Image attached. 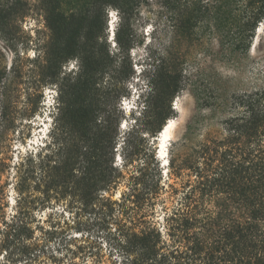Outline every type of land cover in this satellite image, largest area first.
Listing matches in <instances>:
<instances>
[{
	"label": "trees",
	"instance_id": "1",
	"mask_svg": "<svg viewBox=\"0 0 264 264\" xmlns=\"http://www.w3.org/2000/svg\"><path fill=\"white\" fill-rule=\"evenodd\" d=\"M37 1L49 40L37 58L35 82L56 81L70 60L77 61L80 72L61 78L52 142L30 155V224L37 212L63 203L75 218L113 225V247L130 264H264V80L214 102L207 117L194 116L182 151L171 155L163 175L153 143L146 151L132 141V132L121 133L118 105L132 74L129 53L135 42L128 27L153 0ZM13 4L0 0V28L12 17ZM155 4L163 9L172 40L199 25L233 43L248 40L264 18V0ZM107 9L119 16L115 51L104 36ZM245 28L251 34H244ZM149 65L150 114L159 122L167 110L161 101L178 92L179 79L175 65L163 56L152 55ZM18 99L0 90L1 123L35 112L33 107L20 111ZM165 119L159 128L136 119L133 132L153 136ZM3 167L0 159V234L4 242L32 239L28 217H6ZM43 234L49 241L57 232L49 226ZM71 239L66 236L61 245L68 264H78L87 253L80 246L69 248Z\"/></svg>",
	"mask_w": 264,
	"mask_h": 264
},
{
	"label": "rangeland",
	"instance_id": "2",
	"mask_svg": "<svg viewBox=\"0 0 264 264\" xmlns=\"http://www.w3.org/2000/svg\"><path fill=\"white\" fill-rule=\"evenodd\" d=\"M4 1L13 2L14 8L7 25L0 28V90L11 98L19 96L17 108L20 111L33 107L35 112L26 117H16L13 121L10 118V121L0 122V159L4 166L1 180L7 187L6 217L9 219L16 213L26 220L28 217L29 228L31 225L33 230V237L28 240L15 237L4 242L0 234V264H68L69 257L61 245L66 236L72 238L69 248L76 250L80 246L87 253L78 260V264H130L113 247V225H100L87 216L75 218L63 203L37 212L35 221L30 224V155H36L52 142L58 84L61 78L78 74L80 70L77 61L70 60L59 69L56 81L48 78L38 85L35 82L37 58L42 56L43 46L49 40L43 13L38 9L37 0ZM156 1L143 5L130 21L128 28L132 30L135 42L129 53L132 74L124 85L118 105L121 133L132 132V141L140 143L146 151L153 143L164 175L171 155L182 151L186 125L194 116L201 114L207 117L214 102L235 91L258 86L264 80V18L257 23L248 40L239 39L233 43L218 31L209 32L204 25H199L187 36H176L172 40L161 16L163 9L155 4ZM119 24L117 12L107 9L104 36H107L106 46L110 51H115L113 37ZM152 26L157 29L153 31ZM243 31L251 34L246 28ZM152 55L163 56L174 64L179 79L178 92L171 99L161 101L167 110L159 122L151 118L149 108L153 94V69L149 65ZM136 119L137 124L152 122L153 128H159L164 119L165 123L174 120L164 155L160 157L158 154L160 133L152 136L146 132H133ZM119 153L116 155L118 164L121 159ZM49 226H53L57 234L48 241L43 233Z\"/></svg>",
	"mask_w": 264,
	"mask_h": 264
},
{
	"label": "bare ground",
	"instance_id": "3",
	"mask_svg": "<svg viewBox=\"0 0 264 264\" xmlns=\"http://www.w3.org/2000/svg\"><path fill=\"white\" fill-rule=\"evenodd\" d=\"M111 28H110V33L111 36L113 35V22L110 24ZM111 39V38H110ZM112 40V39H111ZM174 120L170 119L168 120L162 127V130L160 131V134L158 135V143H159V155L160 157L162 155H164V153L166 152V148H167V141L169 140V138L171 137L172 131L174 129ZM159 157V156H158ZM165 160V157L163 158V161Z\"/></svg>",
	"mask_w": 264,
	"mask_h": 264
}]
</instances>
